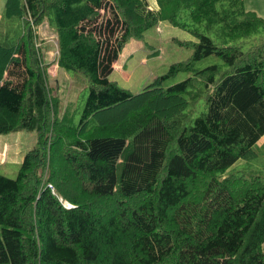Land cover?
<instances>
[{
  "label": "trees",
  "instance_id": "16d2710c",
  "mask_svg": "<svg viewBox=\"0 0 264 264\" xmlns=\"http://www.w3.org/2000/svg\"><path fill=\"white\" fill-rule=\"evenodd\" d=\"M157 1L6 0L22 33L0 36V135L36 132L37 146L16 179L0 175V264H264V178L228 174L264 138V37L245 42L264 19L244 0ZM50 22L55 64L90 80L78 125L52 96ZM161 22L199 39L191 59L139 94L109 81ZM212 55L223 65L194 68Z\"/></svg>",
  "mask_w": 264,
  "mask_h": 264
},
{
  "label": "rangeland",
  "instance_id": "374dc122",
  "mask_svg": "<svg viewBox=\"0 0 264 264\" xmlns=\"http://www.w3.org/2000/svg\"><path fill=\"white\" fill-rule=\"evenodd\" d=\"M147 1L152 9H159L157 0ZM5 3L6 0H0V22H4L3 26L0 27V36L1 39L7 35L11 39H17L22 33L20 20H7L5 18ZM244 3L247 11L256 12L264 19V0H244ZM181 22L194 25L186 11L181 15ZM49 24L51 29L48 24H44L39 30L41 32L40 41L42 43L45 40L49 47L44 55L45 61L55 64L59 54L57 36L54 33V24L51 22ZM210 37L215 43H218L215 35H210ZM261 37H264L263 32L245 40V42ZM198 42L199 39L188 30L175 27L168 22H161L147 30L142 38L129 42L117 61L119 68L115 69L109 76V81L116 82L119 87L134 94H139L153 84L156 79L166 75L173 64L190 60L194 54L195 44ZM249 47L250 44H245L243 49L246 51ZM215 65H223V61L212 55L196 62L194 68L201 71ZM48 74L52 96L60 100V117L63 116L65 109L71 106L74 114V125H78L89 94V78L80 72L59 69L57 64L49 68ZM191 75L192 73L182 72L176 77L164 81L162 86L164 89H168L188 80ZM201 86L205 87V84L202 83ZM185 97L189 98V95L187 94ZM190 110L191 122L193 123L196 118L207 113L205 99H200L198 104L191 107ZM36 146V132L19 131L0 135V175L8 179H16L25 155ZM256 150L259 153L258 157L240 160L228 171V174L230 172L264 178V138L258 143ZM66 205L68 204L66 203Z\"/></svg>",
  "mask_w": 264,
  "mask_h": 264
},
{
  "label": "crops",
  "instance_id": "0c3cea01",
  "mask_svg": "<svg viewBox=\"0 0 264 264\" xmlns=\"http://www.w3.org/2000/svg\"><path fill=\"white\" fill-rule=\"evenodd\" d=\"M49 28H50V26H49ZM51 29V28H50ZM117 68H119V66H118V62H116L115 64H114V70L115 69H117ZM122 73H124V71H122ZM125 75V74H124Z\"/></svg>",
  "mask_w": 264,
  "mask_h": 264
}]
</instances>
